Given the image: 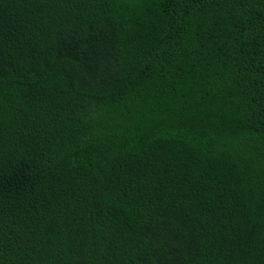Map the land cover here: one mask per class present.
Listing matches in <instances>:
<instances>
[{"label": "trees", "instance_id": "trees-1", "mask_svg": "<svg viewBox=\"0 0 264 264\" xmlns=\"http://www.w3.org/2000/svg\"><path fill=\"white\" fill-rule=\"evenodd\" d=\"M0 264H264V0H0Z\"/></svg>", "mask_w": 264, "mask_h": 264}]
</instances>
